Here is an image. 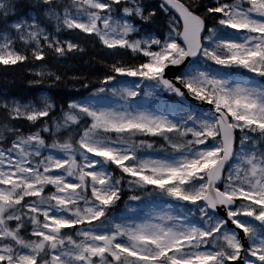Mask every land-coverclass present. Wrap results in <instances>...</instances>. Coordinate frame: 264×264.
I'll use <instances>...</instances> for the list:
<instances>
[{
  "label": "snow or ice",
  "instance_id": "obj_1",
  "mask_svg": "<svg viewBox=\"0 0 264 264\" xmlns=\"http://www.w3.org/2000/svg\"><path fill=\"white\" fill-rule=\"evenodd\" d=\"M0 264H264V0H0Z\"/></svg>",
  "mask_w": 264,
  "mask_h": 264
},
{
  "label": "trees",
  "instance_id": "obj_2",
  "mask_svg": "<svg viewBox=\"0 0 264 264\" xmlns=\"http://www.w3.org/2000/svg\"><path fill=\"white\" fill-rule=\"evenodd\" d=\"M72 67L73 68H79V65L78 64H73ZM73 74H75V72H69V75H73ZM38 90L40 91V90H43V89H38ZM37 91L34 94H37ZM54 93L58 96V98H64V99H67V98H78L79 95L87 94L86 91L83 90V89H81L80 92L77 94L76 90L74 88H72L71 86L57 88V89L54 90ZM50 94L52 95L53 93H50ZM31 95H33V93H29V96H31Z\"/></svg>",
  "mask_w": 264,
  "mask_h": 264
}]
</instances>
